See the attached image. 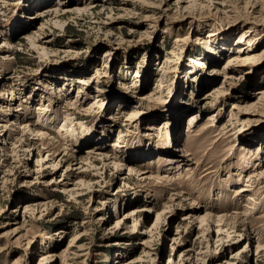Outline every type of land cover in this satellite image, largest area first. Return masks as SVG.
Wrapping results in <instances>:
<instances>
[{
  "label": "rangeland",
  "instance_id": "1",
  "mask_svg": "<svg viewBox=\"0 0 264 264\" xmlns=\"http://www.w3.org/2000/svg\"><path fill=\"white\" fill-rule=\"evenodd\" d=\"M262 91L264 0H0V264H264Z\"/></svg>",
  "mask_w": 264,
  "mask_h": 264
},
{
  "label": "bare ground",
  "instance_id": "2",
  "mask_svg": "<svg viewBox=\"0 0 264 264\" xmlns=\"http://www.w3.org/2000/svg\"><path fill=\"white\" fill-rule=\"evenodd\" d=\"M248 55V54H247ZM251 56H249V57H240L239 55L238 56H234V59H232V60H228V63H231V61H234V60H241L242 62H243V64L242 65H244V64H247L248 62H249V60H251L252 58H250ZM227 78V77H226ZM79 80V79H78ZM79 82H84V80H82V81H80L79 80ZM216 90V89H215ZM12 93V92H11ZM259 93H261L262 95L264 94V91H262V92H259ZM262 98V97H261ZM236 106V105H235ZM235 106H232L233 108L235 107ZM243 108V107H242ZM139 113V110L138 109H131L130 111H128L127 112V114H128V117L126 118V120H130V118H134V117H136V115ZM135 119H133V120H131V122H133ZM130 122V123H131ZM29 124V123H28ZM29 126H31V131H33V132H35V135H37V136H40V135H42V134H45V131H44V129H43V124H40L38 121H30V125ZM44 136V135H43ZM118 137L120 138V135L118 134ZM42 140V139H41ZM173 151V150H172ZM106 157V156H105ZM116 158V157H115ZM131 170H134L133 168L131 169ZM136 170V169H135ZM142 173H145V172H142ZM254 173V172H253ZM145 175V174H144ZM253 175V174H252ZM245 185H249L248 183H246ZM240 190H248V189H245V188H242V189H240ZM176 194H178V193H176ZM178 195H180V194H178ZM251 199V198H250ZM252 201H253V199H251ZM194 209L195 210H198V209H200V208H196V207H194ZM251 211V210H250ZM248 210H244V211H242L241 213H239V214H237V217H240L241 218V220H244V218L246 217V216H244V215H246V214H248ZM230 215H226V213L225 214H219V215H212V214H210L209 212H204V214H200L199 216H198V218L202 221V220H207V221H219V222H221V221H224L227 217H229ZM254 235H258V232H255V233H253ZM259 247V246H258ZM18 259L19 258H16L15 260H14V263L13 264H15L16 262H18Z\"/></svg>",
  "mask_w": 264,
  "mask_h": 264
}]
</instances>
